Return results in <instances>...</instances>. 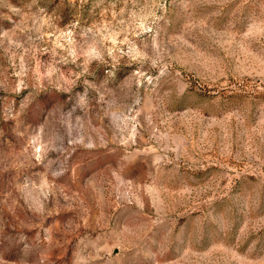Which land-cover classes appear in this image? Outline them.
I'll return each mask as SVG.
<instances>
[{"label": "rangeland", "instance_id": "rangeland-1", "mask_svg": "<svg viewBox=\"0 0 264 264\" xmlns=\"http://www.w3.org/2000/svg\"><path fill=\"white\" fill-rule=\"evenodd\" d=\"M58 1L0 0V264H264V0Z\"/></svg>", "mask_w": 264, "mask_h": 264}, {"label": "trees", "instance_id": "trees-1", "mask_svg": "<svg viewBox=\"0 0 264 264\" xmlns=\"http://www.w3.org/2000/svg\"><path fill=\"white\" fill-rule=\"evenodd\" d=\"M13 1H16V0H13ZM66 0H63V3H62V0H59L58 2H57V4H59V6L61 5V4H65L64 6L65 7H63V8H65L64 9V11H63V18H65V17H67L68 16V14H69V12H68V10L66 9V5H68L66 2H65ZM61 8H62V5H61Z\"/></svg>", "mask_w": 264, "mask_h": 264}]
</instances>
